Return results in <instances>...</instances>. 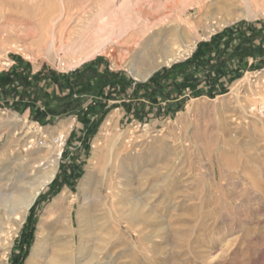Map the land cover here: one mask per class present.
I'll list each match as a JSON object with an SVG mask.
<instances>
[{"label":"rangeland","instance_id":"obj_1","mask_svg":"<svg viewBox=\"0 0 264 264\" xmlns=\"http://www.w3.org/2000/svg\"><path fill=\"white\" fill-rule=\"evenodd\" d=\"M262 100L264 0H0V264H264Z\"/></svg>","mask_w":264,"mask_h":264},{"label":"bare ground","instance_id":"obj_2","mask_svg":"<svg viewBox=\"0 0 264 264\" xmlns=\"http://www.w3.org/2000/svg\"><path fill=\"white\" fill-rule=\"evenodd\" d=\"M104 17V16H103ZM161 18V17H160ZM105 19H108V18H105ZM100 20H102L101 18H100ZM109 20V19H108ZM112 20V19H111ZM115 20V19H114ZM114 20H112V22L114 21ZM117 20V19H116ZM116 20H115V22H116ZM103 21V20H102ZM147 22V21H146ZM97 23H98V21H97ZM114 23V22H113ZM106 24L107 23H103L102 22V24L99 22V25H101V26H99V28L98 29H96L95 30V28H94V30L92 29V27H86V28H84V29H81L80 31H78L77 32V34H76V37H75V40H72V44L74 43L73 41H75V44H76V46H78L79 48L80 47H83V48H85L84 46L87 44V46L89 45V47H90V43H91V41L94 39V37H95V35H100V33H101V31L102 30H104L105 28H106ZM109 24V23H108ZM85 25V24H84ZM133 25V24H132ZM149 25V24H148ZM89 26H91V25H89ZM109 26L110 27H112L110 24H109ZM107 27H108V25H107ZM115 27V26H114ZM126 27H128V26H126ZM129 27H131V26H129ZM116 28H117V26H116ZM120 28V27H119ZM107 29V28H106ZM114 28L112 27V30H113ZM131 29V28H130ZM125 30V29H124ZM76 31V30H75ZM106 31V30H105ZM113 32V31H112ZM73 33V32H72ZM71 33V34H72ZM144 33V32H143ZM74 34V33H73ZM114 34V33H113ZM112 34V35H113ZM125 34V33H124ZM117 35V34H116ZM74 36V35H73ZM122 36H123V34H122ZM105 37H107V36H105ZM109 37V36H108ZM98 38V37H97ZM101 38V37H100ZM175 38H176V36H175ZM108 38H106V40H107ZM110 39V38H109ZM99 40V39H98ZM98 40H96V42L98 41ZM105 40V39H104ZM158 40V39H157ZM174 41H175V39H173ZM172 40V41H173ZM179 40V39H178ZM66 41V40H65ZM94 41V40H93ZM92 41V44H94L95 43V41L93 42ZM106 42V41H105ZM129 43V42H128ZM172 43V42H171ZM175 43H178V41L176 40L175 41ZM71 44V45H72ZM75 44H73L72 46H74ZM99 44V43H98ZM102 44V43H101ZM105 44V43H104ZM163 44V43H162ZM161 44V45H162ZM173 44V43H172ZM168 45V44H167ZM86 46V48H88ZM92 46V45H91ZM99 46H101V45H99ZM99 46H97V47H99ZM171 47H173V46H171ZM131 49V48H130ZM163 49H165V47H163ZM170 50V49H169ZM161 51V50H160ZM171 51V50H170ZM178 59V58H177ZM262 120H264L263 118H261ZM261 130L263 131V128H261ZM63 135V134H62ZM63 140H65V136H64V139ZM56 147L58 148L57 149V153L60 155L61 154V151H62V149H63V146H59V145H56ZM55 168V167H54ZM54 176H55V169H53V170H48L47 172H46V174L43 176V179L41 178V182H40V186L38 187V188H36V191H35V194H34V196H32L31 198H30V201H29V203H28V206L30 205V203L33 201V199H34V197H35V195H37L38 193H39V189H40V187L41 186H43V185H45L46 183H48V182H51L52 180H53V178H54ZM33 194V193H32ZM36 244V243H35ZM35 248H36V245H35ZM41 248H42V245H41V243H40V241H38V243H37V248L35 249V250H33V251H35V252H39V250L41 251ZM34 253V252H33ZM31 257V256H30ZM33 258L31 257L30 259H29V261L27 262V264H33L34 263V261H35V259H34V261L32 260Z\"/></svg>","mask_w":264,"mask_h":264},{"label":"built area","instance_id":"obj_3","mask_svg":"<svg viewBox=\"0 0 264 264\" xmlns=\"http://www.w3.org/2000/svg\"><path fill=\"white\" fill-rule=\"evenodd\" d=\"M251 111L255 114L258 115L259 117L264 119V100L254 103L251 107ZM64 139V135H58L54 139L55 145L59 146H64L66 143V139Z\"/></svg>","mask_w":264,"mask_h":264}]
</instances>
